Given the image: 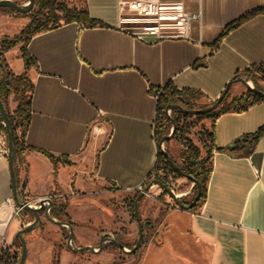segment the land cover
Instances as JSON below:
<instances>
[{
  "label": "crops",
  "instance_id": "0c3cea01",
  "mask_svg": "<svg viewBox=\"0 0 264 264\" xmlns=\"http://www.w3.org/2000/svg\"><path fill=\"white\" fill-rule=\"evenodd\" d=\"M161 1H180L187 13L199 14L187 38L141 41L118 27L131 0H83L94 25L63 22L33 35L24 61L4 52L9 70L25 74L33 85L30 116L14 163L20 198L33 200L54 188L82 190L91 180L118 191L143 188L158 157L155 91L170 84L199 94L193 102L206 104L233 77L264 65V0ZM0 15L1 21L16 13L0 8ZM17 19L21 30L22 17ZM258 84L264 92V78ZM246 90L240 81L233 82L225 103ZM7 105L13 112L17 103L10 96ZM213 131L212 171L205 199L196 209L178 207L156 185L147 191L154 207L150 219L164 229L153 232L162 238V248L148 251L149 264H264V99L241 112L221 113ZM43 153L53 156L54 163ZM193 186H184L180 197L189 196ZM10 199L4 155L0 208L6 212L16 204L13 200L5 207ZM20 229L15 219L0 224L13 249Z\"/></svg>",
  "mask_w": 264,
  "mask_h": 264
},
{
  "label": "rangeland",
  "instance_id": "374dc122",
  "mask_svg": "<svg viewBox=\"0 0 264 264\" xmlns=\"http://www.w3.org/2000/svg\"><path fill=\"white\" fill-rule=\"evenodd\" d=\"M27 1L22 0V3L25 4ZM56 1L65 4V6L71 9H84L83 0ZM2 12L5 13V11ZM12 17L14 19L4 18L0 21V41L4 37L11 38L20 31L21 26H19V19L17 18L22 17V29L30 22L29 17L25 14L20 15V13H17ZM20 46L21 43H17L13 48L8 50V54L11 52L10 56H20L24 61V51H21ZM0 56L1 58L3 57L5 69L10 71L6 64V59H4V52L0 51ZM28 68L29 65L25 67L24 62V69L27 70ZM244 76L242 75L240 78L250 79V85L254 86L251 77L246 76L247 78H244ZM26 78L28 79L27 76ZM212 102L206 104H195L193 102V109H202L210 106ZM172 114V110L167 112L168 116ZM189 122L193 125L190 131V138L195 144L199 145L197 135L202 126L210 128L211 121L192 116L189 118ZM166 127V135H168L172 128L169 119ZM161 139L158 141V144H163V151L171 155L170 157L177 163H180L179 152L181 147L174 141V138L168 139L163 143H161ZM158 174H161L160 170L155 171V177ZM167 176L169 175L167 174ZM186 180L185 184H179L176 181L174 188L176 194H180L184 186L190 185V181L187 178ZM139 191H118L94 180L89 181V185L82 190L72 188L63 192L54 188L48 191L47 194L41 197L51 198L52 208L55 206L60 210V221L65 222L66 225H57L41 214L39 224L33 230L24 234L27 248L24 264H149L147 259L148 251L152 250L153 246L159 245V249L162 248V238L158 235L154 236L153 232L155 230L162 232L164 229L163 226H158L157 221L154 222L152 218L150 219L151 210L154 207H152L149 199L146 198L147 193L139 199L137 204L140 220L142 224L145 223L144 227H142L143 238L141 244L134 252L129 253L127 251L131 250L138 240V226L133 215L134 202L132 205V199L135 200ZM70 192L74 194L71 195ZM60 194H64V196L60 197ZM193 194L194 191L187 197L181 198L178 196L177 200L188 205L193 199ZM22 199L29 200L27 198ZM23 214H27V211L25 210ZM55 219L58 220L57 218ZM147 220L151 221L152 227L146 224ZM70 230L73 234L71 247L67 243ZM101 239H103V243L101 249H99ZM117 243L122 244L123 247H119ZM84 246H90L94 250H77ZM176 247L174 256L180 262ZM10 252H16L20 257L21 245L17 237L16 247L12 248ZM162 257V253L158 254L160 260Z\"/></svg>",
  "mask_w": 264,
  "mask_h": 264
},
{
  "label": "trees",
  "instance_id": "16d2710c",
  "mask_svg": "<svg viewBox=\"0 0 264 264\" xmlns=\"http://www.w3.org/2000/svg\"><path fill=\"white\" fill-rule=\"evenodd\" d=\"M4 10L13 12L8 8H4ZM25 15L29 17L30 22L11 38L4 37L1 39V52L8 51L17 43H21L20 49L21 51H24L23 55L25 59L27 58V54L25 53V45L33 35L47 29L58 27L63 22L68 23L75 21L87 26H92L95 23L88 17L85 8L82 10L71 9L65 6V4L56 0H35L33 9ZM27 66L28 64L25 62V67ZM242 74L245 76H250L254 84L253 87L260 90L258 81L264 78V65L248 68L244 70ZM32 90L33 85L30 80L26 78L25 74L16 75L11 71H7L0 56V100L6 109L8 118L14 130L16 156L21 151L22 137L25 133L30 116V98ZM155 94L157 96L155 134L156 140L159 141L161 138L166 136L167 133V106L170 104H178L184 109L191 110L194 108L192 101L196 97H199V94L189 93L187 91H179L170 84H166L163 88L156 90ZM227 95L228 93L222 99L217 110L215 109L208 112H202L197 115L183 113L181 110H172L173 114L170 117L175 123L173 138L174 141L181 147L179 152L180 163H177L175 160L174 162L180 169L181 174H178L169 165L163 156V151L158 147L156 170H160L161 174H158L153 179H157L163 184L167 185V174L172 175L175 179L189 176L194 178L200 184L199 198L194 207H192L190 210L196 209L205 199L206 185L212 171V154L215 150L213 131L214 120L221 113L228 111L241 112L246 110L251 105L264 99L262 94L255 93L250 89H247L243 94L232 99L229 103H225ZM10 96L12 97V100L17 103V106L13 112L8 110L7 105V100ZM213 102L211 104H213ZM192 116L211 121L210 128H205L202 126L200 132L198 133L197 140L199 145L195 144L190 138V131L193 125L189 122V118ZM1 121L2 119L0 117V122ZM0 128L6 131L2 123H0ZM261 131L262 130H258L256 135L260 134ZM239 142L240 140L237 141L232 149H236ZM43 155L52 163H54L53 156L47 153H43ZM193 191L194 198L197 193L196 185L193 186ZM192 200L188 204H190ZM133 202L134 199H132V205ZM182 204L185 205L184 203ZM60 214V210L54 206L51 210V216L60 220ZM146 224L148 225L147 222ZM144 225L145 223L142 224V227H144ZM18 259L19 255L16 254V252L6 251L0 258V264H17Z\"/></svg>",
  "mask_w": 264,
  "mask_h": 264
},
{
  "label": "built area",
  "instance_id": "2783aa9c",
  "mask_svg": "<svg viewBox=\"0 0 264 264\" xmlns=\"http://www.w3.org/2000/svg\"><path fill=\"white\" fill-rule=\"evenodd\" d=\"M199 14L187 13L180 1H161V0H131L127 12H122L119 20L118 27L120 30L134 36L135 38L144 42H155L163 39H185L188 37V30L190 23L193 20H198ZM244 78H247L244 76ZM250 82V79H247ZM3 124V122L1 121ZM159 148L163 151V144H159ZM8 154L7 148V133L0 132V156ZM156 165L148 177L146 183H149L155 177ZM167 186L171 189L175 196L174 188L176 179L172 176H166ZM138 190H142L139 187ZM73 195V192H70ZM68 195V194H67ZM60 197L64 194H60ZM22 199V198H21ZM50 199V197H39L33 200H24L27 204L38 207L41 200ZM46 205L47 202L45 201ZM13 204V200H7L6 205ZM5 208H0V224H6L11 220H18L21 227L29 225L32 221L30 215L23 214L25 211L22 207L14 204L11 212H6ZM71 243V242H70ZM11 245L5 242L4 235L0 233V258L6 251H11Z\"/></svg>",
  "mask_w": 264,
  "mask_h": 264
},
{
  "label": "water",
  "instance_id": "95a60500",
  "mask_svg": "<svg viewBox=\"0 0 264 264\" xmlns=\"http://www.w3.org/2000/svg\"><path fill=\"white\" fill-rule=\"evenodd\" d=\"M34 3L35 0H28L25 4H18L12 0H0V8H8L10 10H12L15 13H20V14H26L28 12H30L33 7H34ZM236 81H240L242 84H244V86L247 89L252 90L255 93H259L262 94L264 96V92H262L259 89L254 88L253 86L250 85V83L247 81V79H242V78H237V77H233L225 86L224 90L222 91V93L220 94V96L213 102V104H211L210 106H207L205 108L202 109H184L182 108L180 105L178 104H170L167 106L166 111L168 112L169 110H181L183 113H187V114H191V115H197L199 113L202 112H208V111H212L214 109H216L219 104L221 103L222 99L225 97V95L228 92V89L230 87V85L233 82ZM0 117L2 119L3 125L6 129V133H7V141H8V154H7V158H8V164H9V169H10V178H11V190H12V198L15 201V203L19 206L22 207L24 210L30 212L31 214H33V221L25 226L24 228L20 229L17 233H16V237L19 239L20 241V245H21V254L18 260L17 264H24L26 256H27V248H26V242H25V238H24V234L26 232H29L31 230H33L40 222V218H41V214H43V216L48 219L49 221L57 224V225H66L65 222L60 221V220H56L54 217L51 216L50 214V209L52 207V201L50 199H45V200H41L39 202V206L38 207H33L29 204H27L25 201H23L17 193V187H16V175H15V169H14V163H15V143H14V130L12 128V125L10 123V120L8 118L6 109L2 103V101L0 100ZM168 119L171 123V131L168 135L164 136L161 139V143L167 141L168 139L173 138L174 136V129H175V123L174 121L171 119L170 116H168ZM163 156L166 159V161L169 163V165L178 173L181 174L180 169L178 168V166L175 164L174 160L170 157V155L168 153H166L165 151H163ZM187 178L193 185L197 186V193L194 196L192 202L188 205H183L179 200H177V196H175L171 189L163 184L162 182H160L157 179H153L151 182H149L144 188L143 190L139 191L138 195L136 196L135 200H134V212L133 215L136 219L137 222V226H138V240L135 244V246L131 249V250H127L129 253L134 252L141 244L142 238H143V229H142V222L140 220V217L138 215V210H137V204L139 199L147 193L148 189L152 186V185H157L160 188H162L163 190H165L167 193H169L172 198H174L175 200V204L180 207V208H185V209H191L192 207H194V205L196 204L198 198H199V194H200V184L192 177H185ZM45 201L47 202V205L45 203ZM72 231L70 230L69 232V237H68V246L71 247V239H72ZM102 243H103V239H101L100 242V246L99 249H101L102 247ZM117 245L119 247H123L122 244L117 243ZM77 250L81 251V250H94L92 247L90 246H84L81 248H78Z\"/></svg>",
  "mask_w": 264,
  "mask_h": 264
},
{
  "label": "bare ground",
  "instance_id": "6f19581e",
  "mask_svg": "<svg viewBox=\"0 0 264 264\" xmlns=\"http://www.w3.org/2000/svg\"><path fill=\"white\" fill-rule=\"evenodd\" d=\"M250 83V82H249Z\"/></svg>",
  "mask_w": 264,
  "mask_h": 264
}]
</instances>
